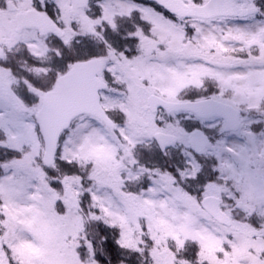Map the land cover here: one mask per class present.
<instances>
[{
  "label": "snow or ice",
  "instance_id": "snow-or-ice-1",
  "mask_svg": "<svg viewBox=\"0 0 264 264\" xmlns=\"http://www.w3.org/2000/svg\"><path fill=\"white\" fill-rule=\"evenodd\" d=\"M0 264H264V0H0Z\"/></svg>",
  "mask_w": 264,
  "mask_h": 264
}]
</instances>
